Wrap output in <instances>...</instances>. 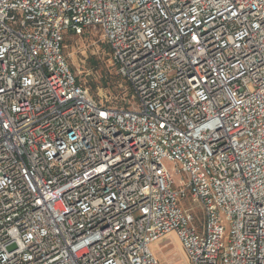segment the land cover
Listing matches in <instances>:
<instances>
[{"label":"built area","instance_id":"obj_1","mask_svg":"<svg viewBox=\"0 0 264 264\" xmlns=\"http://www.w3.org/2000/svg\"><path fill=\"white\" fill-rule=\"evenodd\" d=\"M91 33L118 105L66 61ZM170 234L264 264V0H0V264H161Z\"/></svg>","mask_w":264,"mask_h":264},{"label":"rangeland","instance_id":"obj_2","mask_svg":"<svg viewBox=\"0 0 264 264\" xmlns=\"http://www.w3.org/2000/svg\"><path fill=\"white\" fill-rule=\"evenodd\" d=\"M66 61L80 85L103 105H116L119 92L126 86L116 76L110 60L109 48L99 33L75 38L68 34L64 39ZM197 214L198 208L193 207ZM151 251L161 264H186L184 254L175 235L170 234L151 245Z\"/></svg>","mask_w":264,"mask_h":264},{"label":"trees","instance_id":"obj_3","mask_svg":"<svg viewBox=\"0 0 264 264\" xmlns=\"http://www.w3.org/2000/svg\"><path fill=\"white\" fill-rule=\"evenodd\" d=\"M109 48V47H108ZM109 55H110V48H109ZM110 60H111V58H110ZM113 66V65H112ZM114 67V66H113ZM117 74V73H116ZM119 79H120V81L126 86V90H127V92H128V85H127V83H126V81L121 77V76H119L118 74L116 75ZM121 94H122V92H119L118 93V95H117V99H119V101L116 103V105H118V104H120L121 103Z\"/></svg>","mask_w":264,"mask_h":264}]
</instances>
